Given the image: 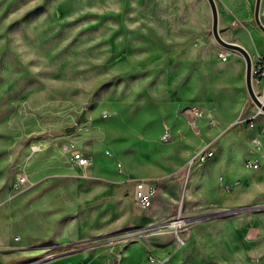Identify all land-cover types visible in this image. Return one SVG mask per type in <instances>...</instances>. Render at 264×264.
Wrapping results in <instances>:
<instances>
[{
  "label": "rangeland",
  "instance_id": "rangeland-1",
  "mask_svg": "<svg viewBox=\"0 0 264 264\" xmlns=\"http://www.w3.org/2000/svg\"><path fill=\"white\" fill-rule=\"evenodd\" d=\"M255 2L216 0L223 39L264 42ZM223 49L208 0H0V264H155L152 256H169L166 264H264V241L239 248L208 238L188 249L183 232L197 222L188 219L157 232L164 220L153 221L152 204H136L140 178L127 177L130 170L156 182L145 177L175 150L160 133L139 134V121L172 113L171 95L186 106L178 91L186 72L219 70ZM141 105L150 110L140 113ZM73 143L92 159L87 170L73 161ZM235 201L224 197L200 219L233 220L253 208ZM39 202L67 219L79 209L101 212L95 233L56 244L54 229L32 223ZM181 203L173 220L186 213ZM160 234L172 237L175 251L160 254Z\"/></svg>",
  "mask_w": 264,
  "mask_h": 264
},
{
  "label": "crops",
  "instance_id": "crops-1",
  "mask_svg": "<svg viewBox=\"0 0 264 264\" xmlns=\"http://www.w3.org/2000/svg\"><path fill=\"white\" fill-rule=\"evenodd\" d=\"M237 44L249 51L254 67L255 57L264 56V42ZM227 51L228 58L225 61L220 59L219 70L186 72L178 89L179 92L182 90V99L187 103L185 108L176 105L179 93L171 95L169 99L176 103L172 113L164 115L160 122L139 121L138 124L139 134L150 137L152 133H160L162 144L173 145L175 154L170 157L160 155L161 165L157 166L153 175L145 178H153L158 185L152 201L154 222L173 220L180 202L182 208L184 202L186 204L184 215L188 221H197L183 232L184 245L188 249H200L208 238L239 248L264 241V210H251L227 221L200 219L218 210L226 196L237 200L232 203L240 206L254 208L264 205V111L251 101L247 90L245 58L233 54L232 49ZM253 87L264 102V77H254ZM140 107H145L140 108V113L150 110L144 105ZM251 122L253 127H249ZM257 136L261 140L260 148L254 143ZM203 145L214 147L215 156L206 167L191 172L188 168L187 171L190 156ZM78 148L84 153L82 147ZM164 158L167 163L169 161L168 167L163 166ZM154 159L158 164L159 158L155 156ZM246 160L256 161L258 168H248ZM94 169V175H101L98 174L101 169ZM104 174L107 176L106 172ZM142 175L129 170L127 177L144 178ZM81 181L86 183L90 180ZM31 191L34 193L28 200L34 201L36 198L33 197L38 192ZM92 210L79 209L67 219L64 212L51 214L50 206L39 202L33 206L30 215L33 216L32 223L42 225L39 226L41 231L54 229L55 238L59 240L56 244L65 245L95 233L101 212L93 210L94 213ZM157 237L160 254H163L162 249L166 252V249L173 251L177 248L171 249L173 242L170 235L160 234Z\"/></svg>",
  "mask_w": 264,
  "mask_h": 264
},
{
  "label": "built area",
  "instance_id": "built-area-1",
  "mask_svg": "<svg viewBox=\"0 0 264 264\" xmlns=\"http://www.w3.org/2000/svg\"><path fill=\"white\" fill-rule=\"evenodd\" d=\"M229 55V52H227V49L224 48L220 52V57L223 61L227 60ZM255 67L253 66V75L254 77H264V56L263 55H257L255 57ZM254 123H249V127H253ZM167 137V135H165ZM254 143L258 148L261 146V140L260 137L257 136L254 138ZM70 151L72 154V159L79 167L82 168H89L92 164L91 158L88 156H85L82 151L76 146V144L70 145ZM216 154V149L210 145H203L199 147L197 150H195L194 155L189 161V172L196 168H200L204 166V164L212 159ZM246 166L248 168H258L259 164L256 161L253 160H246ZM26 181V177H21L19 183H23ZM158 185L156 182H153L148 179L140 178L136 180L135 189H134V199L138 206L141 208H148L151 206L153 198L155 194L157 193ZM176 221H179V224L176 226L174 223ZM187 223V217L180 213L176 219L171 221H164L160 224L159 229L160 230H167L172 227H179L183 224ZM177 237L179 236L178 230L176 231ZM183 243V241H182ZM151 260L155 264H166L169 261V256H163V257H157L152 256ZM252 261H255V259H252ZM115 264H118L117 262Z\"/></svg>",
  "mask_w": 264,
  "mask_h": 264
},
{
  "label": "water",
  "instance_id": "water-1",
  "mask_svg": "<svg viewBox=\"0 0 264 264\" xmlns=\"http://www.w3.org/2000/svg\"><path fill=\"white\" fill-rule=\"evenodd\" d=\"M212 9V31L217 41L226 49H232L240 52L246 60V86L252 101L257 107L264 111V102L261 97L255 92L253 87V60L249 51L243 46L228 42L220 34L219 31V12L216 0H208ZM261 4L262 0H256L254 8V18L259 28L264 32V23L261 20ZM259 207H254L252 210H257Z\"/></svg>",
  "mask_w": 264,
  "mask_h": 264
},
{
  "label": "bare ground",
  "instance_id": "bare-ground-1",
  "mask_svg": "<svg viewBox=\"0 0 264 264\" xmlns=\"http://www.w3.org/2000/svg\"><path fill=\"white\" fill-rule=\"evenodd\" d=\"M228 52V51H227ZM262 99V98H261ZM176 226L179 224V221H176L175 223H174ZM170 229H167V230H158L157 232H164V231H169ZM178 239H179V241H183V239L181 238V236L179 235L178 236ZM133 252V251H132ZM133 256V255H132Z\"/></svg>",
  "mask_w": 264,
  "mask_h": 264
}]
</instances>
